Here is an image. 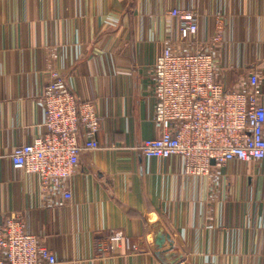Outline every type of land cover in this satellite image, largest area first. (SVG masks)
Wrapping results in <instances>:
<instances>
[{"label": "crops", "instance_id": "0c3cea01", "mask_svg": "<svg viewBox=\"0 0 264 264\" xmlns=\"http://www.w3.org/2000/svg\"><path fill=\"white\" fill-rule=\"evenodd\" d=\"M173 8L200 15L199 41L221 33L210 47L222 81L236 88L256 72L264 102V0H0V223L20 216L58 264H264V161L195 176L180 157L139 149L160 135L154 65L182 47ZM53 72L102 121L58 206L10 159L43 135Z\"/></svg>", "mask_w": 264, "mask_h": 264}, {"label": "built area", "instance_id": "2783aa9c", "mask_svg": "<svg viewBox=\"0 0 264 264\" xmlns=\"http://www.w3.org/2000/svg\"><path fill=\"white\" fill-rule=\"evenodd\" d=\"M170 15L180 20L182 47H165L154 65L153 121L160 135L139 149L147 158L180 157L186 172L195 176H207L234 160L264 161L258 74L251 73L236 88L227 85L210 47L222 41L221 33L201 42L197 12L173 8ZM43 107V135L17 146L10 159L14 170L37 175L43 199L58 206L73 197L69 181L83 152L98 149L102 121L95 102L78 100L57 72L46 85ZM105 243L98 242L99 252ZM0 264H58V258L45 237L28 232L25 221L12 215L0 223Z\"/></svg>", "mask_w": 264, "mask_h": 264}]
</instances>
